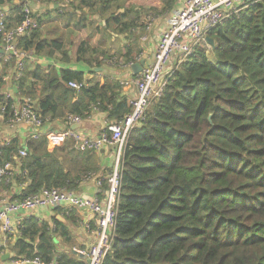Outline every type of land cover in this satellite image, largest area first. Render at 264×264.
I'll return each mask as SVG.
<instances>
[{"label": "trees", "instance_id": "obj_1", "mask_svg": "<svg viewBox=\"0 0 264 264\" xmlns=\"http://www.w3.org/2000/svg\"><path fill=\"white\" fill-rule=\"evenodd\" d=\"M98 1L100 14L121 7L119 0ZM161 2L165 12L176 0ZM84 5L94 7L89 1ZM21 9L14 7L7 29L22 22ZM33 17L39 28L17 40L18 49L30 55L14 82L18 98L33 102L48 123L68 116L85 119L93 107L110 122L121 121L131 111L121 86L111 78L101 83L94 70L115 56L81 40L71 59L61 36H38L43 21L37 13ZM113 22L119 32L135 28L120 16ZM207 37L214 43L210 54L204 45L197 47L129 133L121 157L115 238L102 264H264V0L229 16ZM55 53L62 63H82L87 72L34 63L36 56ZM121 57L129 63L134 56L126 51ZM14 66V60L4 65L0 89L3 74ZM69 82L82 87L75 91ZM11 104L0 93L6 117ZM22 148L25 157L18 156ZM0 153V161L17 163L21 174L14 183H26L12 199L42 188L76 191L98 170L93 152L79 153L69 143L48 151L44 138L23 146L11 140ZM62 236L68 241L66 233ZM9 251L14 261L39 257L45 264H87L73 253L55 259L52 233L34 218L22 222Z\"/></svg>", "mask_w": 264, "mask_h": 264}, {"label": "built area", "instance_id": "obj_2", "mask_svg": "<svg viewBox=\"0 0 264 264\" xmlns=\"http://www.w3.org/2000/svg\"><path fill=\"white\" fill-rule=\"evenodd\" d=\"M22 5V22L14 29H7V13L0 9V66L1 73L4 65L14 60L15 66L9 68L12 71L11 90L4 93L5 101H10L11 111L6 117V105L0 106V148L8 146L11 139L7 131L13 130L21 124L29 126L30 131L27 140H38L44 138L48 151L63 146L70 142L75 151L83 153L87 150L99 152L106 146L114 150V163L107 179V190L103 199H89L80 196L73 190L61 188H42L34 195H28L21 199H13L10 202H0V256L9 250L11 240H16L22 226L21 220L13 217L22 213L34 212L41 208H56L67 206L72 209L85 211L93 215L97 224L96 242L88 247L83 254L87 264H102L110 250L115 238V219L120 191V169L121 157L127 144L129 133L138 127L145 116L147 108L159 98L172 77L174 70L199 46L206 45L207 34L220 25L226 18L236 14L248 4L256 0H176L179 9L173 16L168 28L161 34L159 43L150 64L143 65L138 74H130L120 81L121 87L132 86L137 91L136 99L130 104L131 111L121 121L112 122L96 138H91L72 129L81 122L77 116H68L65 120L66 129L51 130L47 127V119H42L33 102L20 100L17 96L15 81L23 74L24 65L30 55L24 53L17 47V40L39 28L36 13L32 3L43 6V3H54L59 8L66 7L72 0H16ZM62 9V8H61ZM115 57L112 59L114 60ZM108 61L109 65L116 70H124L140 61V57L134 56L131 62H122V66H115V62ZM175 66L171 69L170 64ZM8 70V69H7ZM69 88L78 91L82 87L74 82L68 83ZM91 110H97L93 107ZM91 112V111H90ZM1 155V153H0ZM19 157H25L24 148L19 149ZM1 160V159H0ZM16 162H18L16 160ZM17 163L0 161V183L11 184L14 177L21 173L16 166ZM26 183L19 185V193L24 189ZM18 193V194H19ZM17 194V195H18ZM15 264H45L39 257L32 259L13 260ZM48 264H57L51 261Z\"/></svg>", "mask_w": 264, "mask_h": 264}, {"label": "crops", "instance_id": "obj_3", "mask_svg": "<svg viewBox=\"0 0 264 264\" xmlns=\"http://www.w3.org/2000/svg\"><path fill=\"white\" fill-rule=\"evenodd\" d=\"M88 1L94 6L92 9L84 5V2ZM119 4L121 7L114 13H112L110 9L102 14H100L99 11L101 5L98 0H94L93 2L92 0H72L68 6L62 8V12L58 11L59 7L54 3H43V6H38L36 3H32L31 5L36 13L41 16L43 21V25L38 31V36L41 39L47 40L56 39L61 36L66 44L65 48L71 59L74 57L75 52L72 53L71 49L67 50L68 43H66V40L68 35L65 33L67 27L62 25L63 20L68 17L64 15L67 7H72L71 10H74V14L78 18L76 24H74L76 28V30H74L75 38L80 41H88L92 48H103L105 52H109L111 56L121 57L126 51H131L133 56L138 55L140 57L138 63L141 64V67L150 64L153 61V56L161 34L171 24L173 16L179 9L177 1L171 11L165 12L163 11L161 0H119ZM16 5V0H0V9L5 10L7 17L14 14V7H16ZM130 6L133 7L131 11L125 10V8ZM111 14L113 16H111ZM117 16L123 17L124 22L127 24L133 23L135 28L119 32L117 26L113 22V19ZM74 17L75 16H73V18ZM64 34L66 37H63ZM74 36L72 35L73 38ZM60 58L61 55L55 53L53 58L36 56L33 60H37L34 63L40 65L43 69L54 66L56 69L62 68L87 72V67L82 63H75L73 60L69 63H62L60 62ZM107 59H103L104 63L101 64L100 68L94 69L101 78V83L103 78H111L118 83H120V81L125 82L123 80L125 77H128L131 73L134 74L132 71V66L134 64L129 68L126 66L124 70H116L115 67L105 62ZM100 60L102 61L101 58ZM170 65H172L169 67L171 69L175 66L173 63ZM1 68L0 66V73ZM3 75V86L0 89L1 94L11 90L12 71L7 70L6 74ZM91 78V75H86V79ZM121 91L122 97L127 100L130 106L136 99L137 91L132 86L121 87ZM111 123L112 122L107 119L106 114L98 110H91L85 119H81L80 124L77 125V128L74 130L79 131L85 136L96 138ZM47 127L54 131L67 128L66 123L61 120L50 122L47 124ZM29 131V126L21 124L14 127L13 130L7 131V133L11 140L16 139L21 143V146H23L27 141ZM67 143L71 144L70 142ZM87 151L93 152L96 156L98 170L96 173L89 174V176L80 183L75 193L89 199H103L108 187V175L114 163V150L106 146L99 152H94L92 150ZM102 182H106V185L104 184L106 189L104 185H102ZM19 189L20 188L14 183V179L11 180V184L9 185L0 183V202L2 200L8 202L13 200L12 197L19 193ZM33 218L38 222L46 223L49 232L52 233L55 245V259L61 255L70 257V254L73 253L76 259L86 260L83 254L90 245L96 242L97 224L93 215L67 206H60L56 208H41L34 212L22 213L13 217V219L21 220L22 222ZM63 232L66 233L68 241H65L66 238L62 236ZM13 243L14 240H11L9 246ZM5 254H9V257L7 260L2 261L1 257ZM4 255L0 256V264H15L13 260H11L14 256L12 251L8 250Z\"/></svg>", "mask_w": 264, "mask_h": 264}, {"label": "rangeland", "instance_id": "obj_4", "mask_svg": "<svg viewBox=\"0 0 264 264\" xmlns=\"http://www.w3.org/2000/svg\"><path fill=\"white\" fill-rule=\"evenodd\" d=\"M72 9V7L70 8V7H67L66 8V10H65V13H64V15L65 16H68L66 19H64L63 20V24L62 25H65L66 27H67V30H66V32L65 33H67V40H66V43H69L70 44V42H72V44L73 45H68V47H67V50H70L71 49V51H72V53L73 52H75V46L77 45V43L80 41V40H78L77 38H75V34H74V30H76V28L74 27V24L76 23V21L78 20V18L76 17V15L74 14V10L72 11L71 10ZM73 16H75L74 18H73ZM73 18V19H72ZM72 19V20H71ZM72 35L74 36V38L72 37ZM63 37H66V35L64 34L63 35ZM207 49V52H208V54H210V49L209 48H211V47H209L207 44L206 45H204ZM75 54V53H74ZM115 62V66L117 67V65H120V66H122L123 64H122V62H124V60H123V58H121L120 56H115V59L114 60H112V62ZM172 65H170V67H171Z\"/></svg>", "mask_w": 264, "mask_h": 264}, {"label": "water", "instance_id": "obj_5", "mask_svg": "<svg viewBox=\"0 0 264 264\" xmlns=\"http://www.w3.org/2000/svg\"><path fill=\"white\" fill-rule=\"evenodd\" d=\"M206 43L209 47H212L213 46V40L209 39L208 37L206 38ZM0 55H1V50H0ZM142 67H141V64L139 63H135L133 66H132V71L134 72V74H138L140 71H141ZM77 126H74L72 127V129H76ZM9 257V254H5L4 256L1 257V260L2 261H5L7 260Z\"/></svg>", "mask_w": 264, "mask_h": 264}]
</instances>
